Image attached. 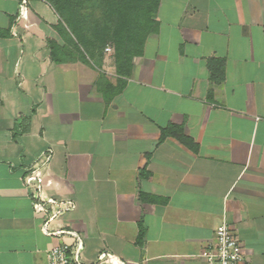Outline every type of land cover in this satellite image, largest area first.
I'll return each mask as SVG.
<instances>
[{
  "label": "crops",
  "instance_id": "crops-1",
  "mask_svg": "<svg viewBox=\"0 0 264 264\" xmlns=\"http://www.w3.org/2000/svg\"><path fill=\"white\" fill-rule=\"evenodd\" d=\"M155 21L123 75L49 0H0V264L78 242L87 264H205L222 221L264 264V0H160ZM169 123L197 148L159 141ZM48 198L72 206L45 225Z\"/></svg>",
  "mask_w": 264,
  "mask_h": 264
},
{
  "label": "trees",
  "instance_id": "trees-1",
  "mask_svg": "<svg viewBox=\"0 0 264 264\" xmlns=\"http://www.w3.org/2000/svg\"><path fill=\"white\" fill-rule=\"evenodd\" d=\"M160 0H49L60 18L64 33L73 46L89 58L101 55L106 45L113 49L115 70L128 75L132 58L140 56L149 34L156 29L155 14ZM66 28H65V27ZM72 37L74 39H72ZM55 50V43L50 41ZM224 60L208 59L210 79L220 83L224 78ZM172 136L191 149L197 146L185 135L181 125L169 123L161 129L160 139ZM142 235L140 231L139 236Z\"/></svg>",
  "mask_w": 264,
  "mask_h": 264
},
{
  "label": "built area",
  "instance_id": "built-area-1",
  "mask_svg": "<svg viewBox=\"0 0 264 264\" xmlns=\"http://www.w3.org/2000/svg\"><path fill=\"white\" fill-rule=\"evenodd\" d=\"M110 50V47L105 48V51ZM34 206L40 212L49 210V216L45 220L47 225L54 216L70 208L72 203L48 198L35 201ZM80 245V242L74 246L67 243L54 245L47 251L48 264H87L81 259ZM200 256L205 264H244L240 239L226 221L216 227L214 240L202 250Z\"/></svg>",
  "mask_w": 264,
  "mask_h": 264
},
{
  "label": "rangeland",
  "instance_id": "rangeland-1",
  "mask_svg": "<svg viewBox=\"0 0 264 264\" xmlns=\"http://www.w3.org/2000/svg\"><path fill=\"white\" fill-rule=\"evenodd\" d=\"M106 46H111V45L109 44V45H106Z\"/></svg>",
  "mask_w": 264,
  "mask_h": 264
}]
</instances>
